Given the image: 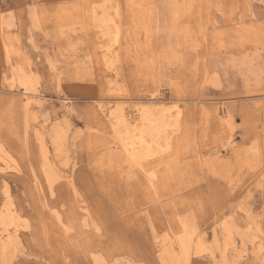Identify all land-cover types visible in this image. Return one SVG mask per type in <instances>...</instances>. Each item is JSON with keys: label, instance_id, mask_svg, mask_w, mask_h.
Returning a JSON list of instances; mask_svg holds the SVG:
<instances>
[{"label": "rangeland", "instance_id": "obj_1", "mask_svg": "<svg viewBox=\"0 0 264 264\" xmlns=\"http://www.w3.org/2000/svg\"><path fill=\"white\" fill-rule=\"evenodd\" d=\"M14 231L0 264H264V0H0Z\"/></svg>", "mask_w": 264, "mask_h": 264}, {"label": "bare ground", "instance_id": "obj_2", "mask_svg": "<svg viewBox=\"0 0 264 264\" xmlns=\"http://www.w3.org/2000/svg\"><path fill=\"white\" fill-rule=\"evenodd\" d=\"M95 24V22H94ZM251 42V41H250ZM239 52V51H238ZM225 59V58H224ZM224 61V60H223ZM212 62V61H211ZM222 62V61H221ZM224 63V62H222ZM259 65V64H258ZM228 67V66H227ZM221 71V70H220ZM231 74V73H230ZM231 77V76H230ZM23 82V81H22ZM29 95V94H28ZM144 114V113H143ZM164 115V114H162ZM119 116V115H118ZM145 116V115H144ZM144 119V118H142ZM152 119V118H151ZM165 119V117H164ZM145 120V119H144ZM149 121V118L147 119ZM145 122V121H144ZM142 122V123H144ZM146 123V122H145ZM154 123V122H152ZM119 125H122L121 128L123 129H126V135L128 134L130 137H131V143L128 144V146H130L132 148V157L134 160H137L140 158V151H138V149H141L142 150V154L146 157H151V160L152 162H154L155 164H157V161L159 160V155L157 154L158 152H154V150L152 149V145L153 144H157V139H159L160 137H162L164 135V133L166 132V126L160 124V123H155L153 125V127L149 130V132H145L142 128L139 129V127H136L134 129H131V127L133 126L131 124V126L128 124V120L126 121L125 117L122 116L121 117V120L119 122ZM152 125V124H151ZM150 126V125H149ZM142 127V126H141ZM151 127V126H150ZM147 131H148V128H147ZM171 135V133H169ZM168 134V135H169ZM125 135V136H126ZM167 136V135H166ZM172 136V135H171ZM150 139V140H149ZM163 142V141H162ZM127 146V145H126ZM156 147V146H155ZM127 150L130 151L129 148H127ZM160 152V151H159ZM164 160V159H162ZM159 162V161H158ZM164 162V161H163ZM161 162V163H163ZM152 166V165H151ZM150 174H154V172L151 171ZM160 174V173H159ZM155 175V174H154ZM47 177V176H46ZM143 182V181H142ZM7 210V209H6ZM6 210H5V213H6ZM9 221V219H8ZM7 225V224H6ZM185 228V227H184ZM11 229H10V226L9 227H5L2 229V233H6V232H9ZM15 231H17L15 229ZM15 231L14 233L11 235V233H9V237L4 240V239H0V245H1V250L2 251H5L7 250V248L9 247V245L13 242V240L16 239V234H15ZM181 242V241H180ZM183 245V243H182ZM180 246V243H179V250H183L184 253L186 252L187 253V245L186 246ZM200 245V244H199ZM189 246V245H188ZM225 246V245H224ZM13 248V246H12ZM175 249V248H174ZM172 251V250H171ZM180 254V253H179ZM189 259H187L188 261ZM2 261V260H0Z\"/></svg>", "mask_w": 264, "mask_h": 264}]
</instances>
